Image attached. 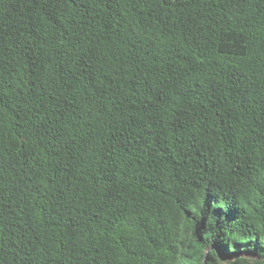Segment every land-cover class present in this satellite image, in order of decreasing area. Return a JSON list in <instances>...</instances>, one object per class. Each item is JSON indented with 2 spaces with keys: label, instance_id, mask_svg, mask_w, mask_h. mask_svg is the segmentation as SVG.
Listing matches in <instances>:
<instances>
[{
  "label": "trees",
  "instance_id": "obj_1",
  "mask_svg": "<svg viewBox=\"0 0 264 264\" xmlns=\"http://www.w3.org/2000/svg\"><path fill=\"white\" fill-rule=\"evenodd\" d=\"M0 264H264V0H0Z\"/></svg>",
  "mask_w": 264,
  "mask_h": 264
},
{
  "label": "rangeland",
  "instance_id": "obj_2",
  "mask_svg": "<svg viewBox=\"0 0 264 264\" xmlns=\"http://www.w3.org/2000/svg\"><path fill=\"white\" fill-rule=\"evenodd\" d=\"M240 254H241L242 256H246V257H248V258H256V256L253 255V254H251L250 252L241 251Z\"/></svg>",
  "mask_w": 264,
  "mask_h": 264
}]
</instances>
